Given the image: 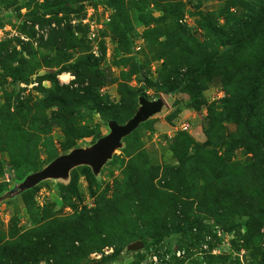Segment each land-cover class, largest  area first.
Segmentation results:
<instances>
[{
    "label": "rangeland",
    "instance_id": "obj_1",
    "mask_svg": "<svg viewBox=\"0 0 264 264\" xmlns=\"http://www.w3.org/2000/svg\"><path fill=\"white\" fill-rule=\"evenodd\" d=\"M141 97L97 172L21 188ZM153 255L264 264V0H0V264Z\"/></svg>",
    "mask_w": 264,
    "mask_h": 264
},
{
    "label": "water",
    "instance_id": "obj_2",
    "mask_svg": "<svg viewBox=\"0 0 264 264\" xmlns=\"http://www.w3.org/2000/svg\"><path fill=\"white\" fill-rule=\"evenodd\" d=\"M138 102L140 104L139 110L125 124L111 122L109 135L100 138L90 148L75 149L66 155L59 156L41 171L26 177L21 188H30L38 182L52 177H66L68 172L77 166H88L94 173L97 172L110 156L111 151L119 146L120 141L133 132L138 125L158 113L163 104L160 99L148 101L143 97L139 98ZM142 248L141 242H135L127 247V252L140 251Z\"/></svg>",
    "mask_w": 264,
    "mask_h": 264
},
{
    "label": "trees",
    "instance_id": "obj_3",
    "mask_svg": "<svg viewBox=\"0 0 264 264\" xmlns=\"http://www.w3.org/2000/svg\"><path fill=\"white\" fill-rule=\"evenodd\" d=\"M44 10H45V12H46L47 14H53V13L57 12L56 5H55V6L48 5V6L45 7ZM55 84H56V81H55ZM56 85H57V84H56ZM78 168H85V169H88V170H89V167H88V166H80V167H78ZM21 181H23V179H17V182H18V183L21 182Z\"/></svg>",
    "mask_w": 264,
    "mask_h": 264
},
{
    "label": "built area",
    "instance_id": "obj_4",
    "mask_svg": "<svg viewBox=\"0 0 264 264\" xmlns=\"http://www.w3.org/2000/svg\"><path fill=\"white\" fill-rule=\"evenodd\" d=\"M149 259L153 264H157V257L155 255L150 256Z\"/></svg>",
    "mask_w": 264,
    "mask_h": 264
}]
</instances>
